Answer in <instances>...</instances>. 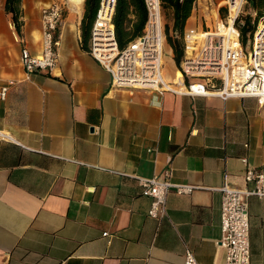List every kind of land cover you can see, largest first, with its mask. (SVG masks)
Masks as SVG:
<instances>
[{
    "label": "crops",
    "instance_id": "crops-1",
    "mask_svg": "<svg viewBox=\"0 0 264 264\" xmlns=\"http://www.w3.org/2000/svg\"><path fill=\"white\" fill-rule=\"evenodd\" d=\"M54 2L64 4L57 65L28 74L22 49L41 52L42 10ZM5 3L0 264H186L188 248L198 264H224L222 187H252L244 177L248 165L264 171V104L117 87L82 45L85 0H22L20 29ZM216 7L195 0L182 61L196 35L214 27ZM168 10L172 24L163 12L164 21L173 33ZM174 63L173 75L163 69L167 81L181 76ZM167 170L172 181L196 188L172 190L168 216L158 221L138 178H164ZM249 211L251 262L264 264V198L251 196Z\"/></svg>",
    "mask_w": 264,
    "mask_h": 264
},
{
    "label": "built area",
    "instance_id": "built-area-1",
    "mask_svg": "<svg viewBox=\"0 0 264 264\" xmlns=\"http://www.w3.org/2000/svg\"><path fill=\"white\" fill-rule=\"evenodd\" d=\"M148 17L142 34L121 48L116 37L113 16L117 0H101L90 39V53L106 68L117 87L168 90L189 96L255 97L264 104V14L247 44L237 26L247 0H217L214 27L196 35L195 48L181 62V76L173 82L163 74L165 21L161 0H144ZM215 2V0H213ZM224 11V15L221 12ZM255 16V12L251 13ZM64 18V4L54 2L42 10V50L21 52V62L28 74L53 70L58 62L61 38L58 33ZM243 24V22H241ZM15 26V25H14ZM18 39V38H17ZM7 87L0 89L5 99ZM167 170L164 178L139 177V183L152 198L149 215L158 221L168 216L169 193L187 194L196 186L172 181ZM245 180L252 187H222L219 244L226 250L224 264H252L249 198H264V171L248 165ZM108 236V233H104ZM186 264H198L191 249L186 250Z\"/></svg>",
    "mask_w": 264,
    "mask_h": 264
},
{
    "label": "trees",
    "instance_id": "trees-1",
    "mask_svg": "<svg viewBox=\"0 0 264 264\" xmlns=\"http://www.w3.org/2000/svg\"><path fill=\"white\" fill-rule=\"evenodd\" d=\"M101 0H85V10L81 22L82 45L89 50L90 39L94 22L97 17ZM163 12L173 9L174 23L173 33L168 24H165L166 40L174 52V60L179 68L184 55V29L186 22L192 13L195 0H161ZM252 4L256 14H249L247 8ZM5 9L11 14L13 24L20 29L22 21V0H6ZM224 15V11L221 12ZM264 14V0H247L243 12L237 19V26L242 35V41L247 44L253 37L256 26ZM147 9L144 0H117L113 23L116 37L121 48H124L135 38L139 37L147 22ZM243 22V24H241Z\"/></svg>",
    "mask_w": 264,
    "mask_h": 264
},
{
    "label": "rangeland",
    "instance_id": "rangeland-1",
    "mask_svg": "<svg viewBox=\"0 0 264 264\" xmlns=\"http://www.w3.org/2000/svg\"><path fill=\"white\" fill-rule=\"evenodd\" d=\"M215 3H217V0H215ZM247 9L248 10H246V11H248L249 14L253 13V11H254V8H253L252 4H250ZM164 16H165V19L170 24H172L171 11L170 10L164 11ZM209 22L213 24L212 19H209ZM248 41H249V39H248ZM250 41H251V37H250ZM164 50H165V53H164V66H163L164 72H165V74L173 75L174 72H175V63H174V60H173V57H172V50L167 45L165 46ZM170 82H172V81H170Z\"/></svg>",
    "mask_w": 264,
    "mask_h": 264
}]
</instances>
